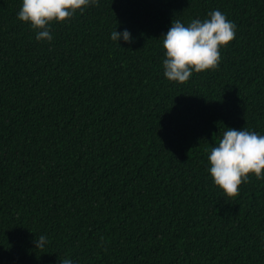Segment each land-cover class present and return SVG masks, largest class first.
Wrapping results in <instances>:
<instances>
[{
	"label": "trees",
	"instance_id": "trees-1",
	"mask_svg": "<svg viewBox=\"0 0 264 264\" xmlns=\"http://www.w3.org/2000/svg\"><path fill=\"white\" fill-rule=\"evenodd\" d=\"M21 6L0 0V264H264V179L228 198L208 171L226 127L264 135V0H99L51 41ZM217 9L219 68L169 81L161 35Z\"/></svg>",
	"mask_w": 264,
	"mask_h": 264
},
{
	"label": "clouds",
	"instance_id": "clouds-1",
	"mask_svg": "<svg viewBox=\"0 0 264 264\" xmlns=\"http://www.w3.org/2000/svg\"><path fill=\"white\" fill-rule=\"evenodd\" d=\"M90 6H99V0H22L17 17L36 32V40L51 41L50 25L71 20L77 12ZM236 25L220 10L208 12L207 17L192 19L187 25L173 19L170 28L162 34L164 51L163 75L172 82L186 83L193 73L215 71L222 60L221 49L235 39ZM134 40L129 30H113L111 39ZM208 171L213 182L228 198L239 195L240 186L249 182V176L264 179V135L245 128L226 127L216 146L208 154ZM103 241V238H101ZM49 243L44 235L36 238V249ZM60 264H73L65 258Z\"/></svg>",
	"mask_w": 264,
	"mask_h": 264
}]
</instances>
